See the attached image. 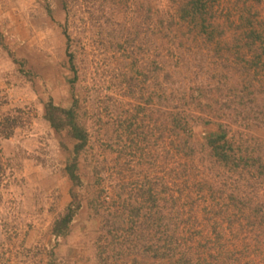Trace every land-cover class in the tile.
<instances>
[{
    "label": "rangeland",
    "instance_id": "rangeland-1",
    "mask_svg": "<svg viewBox=\"0 0 264 264\" xmlns=\"http://www.w3.org/2000/svg\"><path fill=\"white\" fill-rule=\"evenodd\" d=\"M192 1L0 0V264H264V0Z\"/></svg>",
    "mask_w": 264,
    "mask_h": 264
},
{
    "label": "trees",
    "instance_id": "trees-1",
    "mask_svg": "<svg viewBox=\"0 0 264 264\" xmlns=\"http://www.w3.org/2000/svg\"><path fill=\"white\" fill-rule=\"evenodd\" d=\"M197 1L198 0H193L192 2L197 4ZM63 116L70 118L72 116V110L60 108V107L55 106L53 104L48 105L46 117L53 126H58L57 121L60 122ZM75 136L80 138V139H83V141H84V136H82L81 134L75 133ZM69 175L72 179H76V176H75L73 170H70ZM74 211L75 210H72L69 207V209L67 210V213L64 216H62V218L60 219V221L64 224V227H66L68 225L70 218H71V215L74 213ZM60 234H64V232H61Z\"/></svg>",
    "mask_w": 264,
    "mask_h": 264
}]
</instances>
